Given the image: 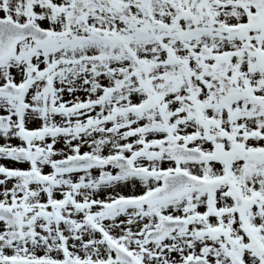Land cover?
Masks as SVG:
<instances>
[{"label":"snow or ice","instance_id":"6c2138e0","mask_svg":"<svg viewBox=\"0 0 264 264\" xmlns=\"http://www.w3.org/2000/svg\"><path fill=\"white\" fill-rule=\"evenodd\" d=\"M0 264H264V0H0Z\"/></svg>","mask_w":264,"mask_h":264}]
</instances>
